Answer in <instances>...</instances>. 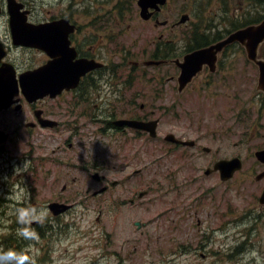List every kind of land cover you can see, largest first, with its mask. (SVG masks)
<instances>
[{
	"label": "rangeland",
	"instance_id": "obj_1",
	"mask_svg": "<svg viewBox=\"0 0 264 264\" xmlns=\"http://www.w3.org/2000/svg\"><path fill=\"white\" fill-rule=\"evenodd\" d=\"M118 1L110 0L105 7ZM233 1L228 15L218 0L211 7L201 1H184L182 10L192 13L190 20L198 21L202 28L213 19L216 30L230 29L234 14L241 17V0ZM117 18L123 22L119 25L125 32L122 43L135 41L134 52L145 42L146 37L140 35L143 29L147 40L157 39L163 32L161 26L156 29L137 16L132 20L128 10ZM191 21L177 30L188 33ZM241 48H230L224 73L199 74L198 82L184 91L182 101L173 104L170 98L160 104L158 98L146 104L144 112L155 111L152 117L162 118L157 140H138L133 132L128 138L118 132L91 135L90 129H96L97 124L85 117L79 134L62 124L65 116L57 118L61 130L49 126L29 130V122L24 125L29 112L20 115L1 110L0 129L12 133L0 150V249L20 252L34 245L40 253L37 264H264V210L260 203L264 179H258L264 163L255 156L264 148V93L257 89L258 71L241 56ZM32 55L14 51L17 61L29 68ZM145 58L135 56L137 61ZM124 71L128 74V67ZM210 78L216 84L209 88L205 84ZM135 80L136 87H142L136 76ZM140 81L144 79L139 77ZM99 86L107 92L103 84ZM174 96L178 94L174 92ZM51 102L42 105L47 115ZM100 107L108 112L112 108L118 117L129 106L117 101L102 102ZM108 112L100 117H109ZM18 125L20 129L15 130ZM168 132L198 144L175 147L164 140ZM90 137L96 150L86 146ZM144 144H149L150 150ZM204 146L211 150L205 151ZM234 156L241 157L243 167L232 177L222 178L219 171L205 172L216 160ZM26 160L30 162L28 170L15 175V167H22ZM89 161L91 167L98 164L91 169L105 179L89 176L81 168ZM138 168L143 171L135 174ZM17 185L24 189L22 204L7 198ZM58 202L72 206L56 215L48 205ZM27 204L48 213L43 225H32L38 233L42 231L39 242L17 236L23 225L17 223L15 209ZM250 226L248 238L256 244L246 250L245 234ZM253 251L259 256H252Z\"/></svg>",
	"mask_w": 264,
	"mask_h": 264
},
{
	"label": "flooded vegetation",
	"instance_id": "obj_2",
	"mask_svg": "<svg viewBox=\"0 0 264 264\" xmlns=\"http://www.w3.org/2000/svg\"><path fill=\"white\" fill-rule=\"evenodd\" d=\"M109 1L44 0L40 2L39 0H0V71L3 72L4 79L7 80L8 75L7 72H4V69L10 68L9 65L13 66V71L10 72L13 74L12 84L18 87L17 90H20V93H17L13 98L12 104L6 109H0V111H15L20 115H24L26 111L29 112L28 116L30 118L24 122V125L29 122L26 126L27 129L30 128L29 130L46 127L45 121L48 119L55 122L52 124V128L61 130L62 125L60 126V121L57 118L58 116H65L66 119L63 120L62 124L69 132L79 134L80 129L86 124V122H82V118L85 117L91 124H97L96 129H90L91 135L118 132L128 138L127 134L133 132L137 134L138 140H157L159 137L158 128L162 118H153L155 111L144 112L146 104L153 103L158 98L160 104L167 103L170 98L173 104L179 102L178 99L182 101L184 91H188L192 88L191 86L198 82L199 74L207 73L208 77L209 74L214 75L221 70H224L223 73L226 71L230 48L235 45L243 47L240 49L243 54L241 56L245 58V61L248 59L252 67L258 71L257 89L264 93V85L260 84L262 66L259 63L264 61V38L258 44L253 57L250 56L247 39H235L227 42L237 30L263 22V0H241V17H235L234 14L230 21L232 28L224 30H216L213 19L202 28L198 21L190 20L192 13L182 10L184 1H201L211 7L214 0H162L155 6L149 5L147 13L150 14L149 17L145 18L142 15L143 7L139 3L140 0H119L117 5L110 8L105 7V3ZM218 1L221 2L220 7L224 5L225 15H228L234 1ZM56 4L59 6L56 7ZM126 10L132 15V20L137 16L139 19L152 24L156 29L161 26L162 34L157 39L147 40L148 35L143 29L140 35L146 37L145 42L138 51L134 52V47L137 45L135 41L125 45L121 40L125 32L119 28V25L123 22L117 17H124ZM201 11H204V9ZM211 11L215 12L214 9H211ZM13 16L17 20L16 23L13 21ZM206 16L213 17L211 14ZM183 17H187L185 21H182ZM223 17L225 18V16ZM189 21H191V25L188 33L185 34L183 31L177 30L180 27L183 29L185 25L188 27ZM17 31H20L18 34L19 39L51 40L49 51L40 47L15 44V32ZM15 48L33 54L31 56L33 57V64L30 65V68L17 61L14 56ZM206 48L207 51L204 52V55L197 58L199 61L198 66H190L193 63L192 60H194L192 58L193 53ZM135 56L146 58L137 61ZM56 61L60 63V67L69 68L70 73L75 71L73 76L74 80L78 76L77 81L73 85L61 87L59 91L53 90V93L45 97L36 100L27 99L20 87L23 72ZM141 62L143 63L142 66L139 64ZM24 67L27 68L24 69ZM124 67H128V74L125 73ZM77 69H84L86 72L78 73ZM195 69L197 70L192 76L185 74V71L190 73ZM119 73H123L125 76H119ZM61 75H59L60 78L68 76ZM135 76L138 81L139 77L144 79V81H140L141 83L137 81L142 87H136ZM6 83L8 84L7 81ZM157 83L158 85H156ZM200 83L203 84L202 81ZM99 84H103V90H107V92L100 91ZM120 84L121 86H119ZM214 84H216V81H212V78H210L205 86L210 88ZM53 86H55V81ZM174 92L178 96H174ZM48 100L52 102L49 107L50 112L47 115L42 105ZM117 101L129 106L125 109V113L119 114L118 117H116L112 108L108 112L107 109L100 107L102 102ZM163 109L168 110L167 107ZM103 112H108L109 117L102 119L100 116ZM131 120L157 121L156 135H152L144 129L132 127L128 124ZM19 129L20 126L18 125L15 130ZM11 133V131L5 132V129H0V136H6V140L9 139ZM171 134L174 136H171ZM72 135L70 134L69 137ZM164 140L175 147L193 148L198 144L194 139L181 138L173 132H168L164 136ZM5 141L0 139V150ZM87 141L86 146H91L96 150L93 144L96 142L91 137ZM72 145L70 142V146ZM144 147L150 150L149 144H144ZM203 149L205 151L211 150V148L205 146ZM261 150H264V148L258 151ZM256 152L255 156L260 162L264 163V158L258 157ZM235 157L240 159L243 166L241 157L234 156L233 158ZM222 159L225 158H220L213 163L214 168L216 163ZM91 163L92 161L86 162L80 167L85 168L89 176L95 177L98 171H95V173L91 168H97L98 164L93 163L91 167ZM214 168L211 169V172ZM142 171L143 168H138L134 170V173L140 174ZM101 179H105V176L101 175ZM114 182H117V180ZM263 193L264 189L261 196ZM261 196L260 203L263 205L262 210H264V202L261 201ZM252 227L250 226L245 234L247 239L244 242V248L246 250H252L256 244V242L249 241ZM39 233H42V231ZM261 260H264V257Z\"/></svg>",
	"mask_w": 264,
	"mask_h": 264
},
{
	"label": "water",
	"instance_id": "obj_3",
	"mask_svg": "<svg viewBox=\"0 0 264 264\" xmlns=\"http://www.w3.org/2000/svg\"><path fill=\"white\" fill-rule=\"evenodd\" d=\"M160 1L162 0H147V1L140 0L139 3L143 7L142 15L144 17H149L150 13L149 14L147 13V9L149 5L155 6ZM186 18L187 17H183L182 21H185ZM13 21L15 23L17 22L15 16H13ZM19 32L20 31L15 32V37H16L15 42L16 43L29 45V46H36V47H40V48H43L49 51L50 49L49 44L51 40L49 39H26V40L19 39L18 38ZM263 38H264V21L258 26L249 25L245 28L237 30L235 33L232 34V36L227 40V42L234 41L235 39H239V40L247 39L248 40L247 46L251 54L250 56L253 57L254 56L253 53H255L258 44L262 41ZM206 51H207V48L194 52L192 56L194 60H192L193 63H191L190 66H193V67L196 65L198 66L199 61L197 58L204 55V52ZM259 63L262 66L260 84L264 85V61L259 62ZM197 69H195L194 71L190 73L185 71V74H188V76L189 75L192 76L196 72ZM5 71L7 72V75H8L7 82L8 81L9 82L7 84L5 80L2 78L1 73H0V85H1L0 86V109L9 107L11 103L14 101L13 98L16 96L17 93H19V90H17L18 88L14 84H12L13 75L10 73L8 69H4V72ZM76 71H79V73L86 72V70L84 69H77ZM74 72L75 71L70 73L69 68H66L65 66L60 67V63L58 61L53 62V63L49 62L40 68L28 70L21 75L22 92L29 100H32V99H37L38 97H43L49 93H53L52 92L53 90L59 91L61 87L67 86V85L69 86L71 85L70 83L72 81H76V80H73ZM59 75L61 76L68 75V76L66 78H60ZM54 81H55V86H53ZM52 124L53 123L51 121H48V120L45 121V125H52ZM128 124L134 128L144 129V130L149 131L152 135H156L157 121L131 120ZM171 136H174V135L171 134ZM6 138L7 137L4 136L0 139L3 141ZM256 154L258 155V157L264 158V150L258 151L256 152ZM241 168H242V164H241L240 159L234 158L232 160H221L217 162L214 169H217V170L220 169L222 172L223 178H229L233 176L236 170L241 169ZM210 172H211V168L207 169L206 173H210ZM95 177L99 179V176L95 175ZM263 177H264V171L258 175V179H261ZM141 195H143V193H141ZM261 201L264 202V193L261 196ZM57 207H60V208L58 209ZM50 208L54 211L55 214H58L66 210L67 206H64L58 203H53L50 205Z\"/></svg>",
	"mask_w": 264,
	"mask_h": 264
},
{
	"label": "clouds",
	"instance_id": "obj_4",
	"mask_svg": "<svg viewBox=\"0 0 264 264\" xmlns=\"http://www.w3.org/2000/svg\"><path fill=\"white\" fill-rule=\"evenodd\" d=\"M29 161L26 160L22 167L16 166L14 169L15 175H20L22 172H26L29 167ZM17 203L22 204L24 202L25 193L24 189L19 185L11 189L10 194L7 197ZM17 223L23 225L17 229V236L22 237L25 240L39 242L40 236L38 231L32 227V225H43L47 218V210L44 208H37L31 204H27L15 209ZM39 249L34 245H28L24 250L17 252L16 250L9 249L4 251L0 249V264H37L36 257L39 255ZM252 256H259L256 251L251 253Z\"/></svg>",
	"mask_w": 264,
	"mask_h": 264
},
{
	"label": "trees",
	"instance_id": "obj_5",
	"mask_svg": "<svg viewBox=\"0 0 264 264\" xmlns=\"http://www.w3.org/2000/svg\"><path fill=\"white\" fill-rule=\"evenodd\" d=\"M0 198H1V196H0ZM0 201H2V199H0ZM1 207V206H0Z\"/></svg>",
	"mask_w": 264,
	"mask_h": 264
}]
</instances>
